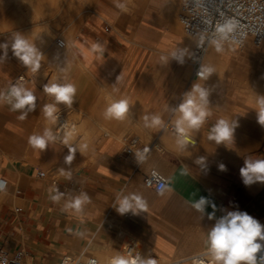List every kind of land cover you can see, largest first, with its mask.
Here are the masks:
<instances>
[{
	"label": "crops",
	"instance_id": "1",
	"mask_svg": "<svg viewBox=\"0 0 264 264\" xmlns=\"http://www.w3.org/2000/svg\"><path fill=\"white\" fill-rule=\"evenodd\" d=\"M25 1L27 3L24 5L21 0H0V26L7 27L0 31V43L6 41L13 32H22L36 44L44 58L49 56L51 45H42L50 37L49 30L53 32L54 24H59L65 17L66 2L50 16L60 0H42V7H38L40 0ZM106 1L94 0L91 11L63 21L62 32L71 34L65 60L68 65L64 72L57 74L56 80L59 84L71 82L77 89L72 107H64L69 112H77L95 122L97 127L105 120V109L111 102L127 99L128 113L133 120L145 124L144 116L159 115L170 121L174 115L172 109L178 104L166 110L168 87L179 67L177 60L166 53L173 43L172 29L167 25L169 37L166 38L162 34L166 27H162L160 20L157 23L140 20L131 32L127 30L128 20L118 16ZM155 1L141 3L142 0H137L134 8H141L138 9L139 14L143 11H158L163 18L161 13L166 0H160V5ZM36 7L45 12V16L26 21L23 15L28 18L33 16ZM139 18L140 15L135 20ZM105 23L109 26L106 27ZM112 23L126 31L129 37L114 29ZM93 44L103 47L102 55L93 52L90 57H86L84 52L91 51ZM223 55L226 60L230 58L227 53ZM26 70L9 49L7 60L0 64V89L20 82L33 89L37 95L35 111L30 112L24 120L17 119L20 111L12 112L9 105H0V179L7 181L5 192L8 193L0 204V231L4 234L6 246L23 252V263L27 258L45 259L51 248L67 245L68 239L86 236L84 229L79 230L78 220L110 210H115L120 216V226L148 245L153 254L168 261H180V264H191V258L206 252L207 233L216 219L226 214V211H245L264 225V184L255 193H250L239 172L244 159H264V142L256 149L242 152L234 168L226 164L227 170L220 171L218 165H225L216 159L222 152L221 144L217 145L208 139L215 121L205 130L207 134L202 147L193 157L184 158L174 149L156 144L155 141L163 132L161 129L155 131V138L143 154L144 158L135 164L120 156L123 137L134 133L123 132L122 139L103 133L94 139L93 144L92 141L84 142L81 135L76 134V142L80 147L69 144L76 149V153L71 164H67L65 157L69 145L55 140L44 151H39L28 143L31 135L43 133L45 125L42 110L45 104L53 103V100L43 92L49 76L38 84L32 76L25 74ZM226 79L220 81L218 92L227 87ZM234 79L237 81L238 78ZM121 123L116 120L112 124L113 130L125 129L127 124ZM8 156L16 160L13 162ZM198 157H206V160L196 163ZM57 166H61L64 171L73 170L74 174L50 179L51 173L58 171ZM44 168L47 169L48 177H37L36 170ZM150 168L157 169L166 179L163 189L157 191L144 184V175ZM204 180L223 186L226 189L223 196L216 195L206 187ZM58 194L59 199L53 200ZM83 194L88 196V202L82 204L79 210L69 207L73 200ZM201 196L216 205L212 219L209 218L213 211L211 204L204 206V212L193 207V203ZM137 197L146 204V211L118 213L120 200L129 198L135 203ZM16 202L21 205H16ZM107 236L100 240L107 242ZM112 239L113 235L108 239V245L98 250L111 248ZM41 246L49 248L42 249Z\"/></svg>",
	"mask_w": 264,
	"mask_h": 264
},
{
	"label": "clouds",
	"instance_id": "2",
	"mask_svg": "<svg viewBox=\"0 0 264 264\" xmlns=\"http://www.w3.org/2000/svg\"><path fill=\"white\" fill-rule=\"evenodd\" d=\"M116 7L122 11L127 10L123 3L117 2ZM234 27L231 22H225L218 27L219 39L213 41L217 51H222V41L228 38ZM9 49H11L13 57L27 70H30L33 74L38 72L41 67L43 53L26 35L15 31L6 41L0 43V50H2L0 64L7 60ZM103 51L102 46L93 44L91 51H85L84 55L90 57L93 52H99L102 55ZM214 71V68L204 66L197 75L202 79H206ZM76 90V86L71 82L59 84L50 81L43 86V92L54 98V102L45 104L42 110L49 125L54 126L57 124L58 104L72 107ZM208 96L207 89L200 84H194L191 91L184 94L183 101L172 109L176 114L173 124L177 135L176 144L180 150L185 149L190 143L194 144V141L190 139V132L193 130L198 131L211 115L207 108ZM256 103L257 122L264 126V96H261ZM4 104L9 105L12 112L20 111L21 114L17 119L24 120L30 112L35 111L37 95L33 89L26 87L23 83L9 84L8 87L0 89V105ZM128 110L129 101L121 99L111 102L105 109L104 116L105 119L123 120ZM143 119L146 127L160 128L163 126V121L159 115H152L151 117L146 115ZM236 127H238L237 121L219 118L211 127L208 139L214 141L217 145L231 142ZM71 139L72 132L68 131L65 133L63 143L69 145ZM55 140L56 135H54L52 127H45L42 134L31 135L28 143L33 149L44 151ZM83 147L87 146L84 145ZM144 151L147 152L148 149ZM75 153L76 149L69 145L68 155L65 157L67 164H71ZM137 156L141 160L144 158L140 153H137ZM205 160L206 157H198L196 163H202ZM205 167L207 166L205 165ZM218 169L220 171L227 170L223 163L218 165ZM239 172L245 186L255 183L264 184V159H244ZM61 174H64L63 170H61ZM6 187L7 181L0 179V192L5 191ZM59 197L60 194L54 196L53 200H58ZM88 200V196L83 194L82 197L73 200L69 207L79 210L82 204L88 202ZM206 204H211L213 211L209 214V218L212 219L215 216L216 205L207 197L201 196L198 201L193 203V207L199 212H204ZM138 210H147L146 204L138 197L135 199V203H132L129 198L120 200L117 208L120 214L129 211L135 214ZM204 255L210 259V264H264V225L245 211H226V214L216 219L214 225L208 231ZM110 264H157V261L155 259H142L139 255L125 256L118 254L111 258ZM196 264H204V262L198 260Z\"/></svg>",
	"mask_w": 264,
	"mask_h": 264
},
{
	"label": "rangeland",
	"instance_id": "3",
	"mask_svg": "<svg viewBox=\"0 0 264 264\" xmlns=\"http://www.w3.org/2000/svg\"><path fill=\"white\" fill-rule=\"evenodd\" d=\"M136 1L137 0H134L132 2V4H131L132 10H128L127 9L126 12H122L121 9L116 7V3L117 2L123 3L125 5V0H108V1H106V3H110V5L114 8V10H115V12L117 13L118 16L124 17V18H126V20H128V29L127 30L133 32L136 29V27L139 25L140 20H151V22H154V23H157V21L160 20L162 22V27H166L165 30H162L163 36L166 37V38L169 37V32H168V26H169L172 29L173 37H174L175 29L172 27L170 22H168L167 24L164 23L163 18L161 17V15L159 14L158 11H156V12L143 11L141 14H138V15H140L139 20H135V17L137 16L136 13L139 12L137 9L134 8V5H135ZM12 2H14L16 4L15 1H12ZM21 2H23L22 4H24V5L27 3L25 0H21ZM64 2H66V10L64 12V16L65 17L63 19H61L59 24L58 23L54 24V27H53L54 31L53 32H52V30L51 31L49 30V35L48 36H50V39L48 41V44L51 43L54 46H56V44H54L53 40L56 37L63 38V36L67 35V34L69 35L68 36L69 38L71 37V34L68 31L62 32V26H63L62 24H64L63 21L67 22L69 20L74 19L75 17H77L79 14H81L83 12H89V11L92 10V8L94 6V4L93 5L87 4L84 0H79V1L75 0L76 6H70L71 4L69 5V3H71V0H60L59 4H58V7L55 9L53 14H51L50 16H52L56 12H58V10L60 9V7H62V4ZM155 3H158L159 5L161 4L160 0H156ZM177 3H178V8H176V11L174 12L176 18H178V13L180 11V5L179 4L181 3V0L177 1ZM23 16H24L26 21H29L27 16H25V15H23ZM40 18H43V17H38V18H35V19H40ZM30 20H33V19H30ZM177 20H179V18ZM111 25H112V27L114 29H116L117 31H119V32H121L123 34H126V36L129 37V35H127L126 31H124L122 29H119L116 24L112 23ZM175 32L179 33V34H183L184 36L186 35L184 33L183 29H182L180 21H179V29L176 30ZM186 37H188V36L186 35ZM172 41L174 42V38H173ZM210 45L215 46V44H210ZM191 46H193V42H192ZM190 48L192 49V47H189L186 50L187 53H185V54L188 55V56H187V59L185 57V60H184V56L182 57V56H175V55L170 54L172 57H174L177 60V63L179 65V67L177 69V73L172 78L173 81L171 80L172 84L170 85V87H168L169 88V96H168V102H167V105H166V110H169L170 108H173L175 104L179 105L183 101L184 93L187 90L190 81L193 78H196V77L192 76L191 71H190L189 74H188V78L186 80H184V81H180L176 85V81L179 80L182 72L184 71L185 67L187 66L186 61L188 60L190 52H191ZM58 50L60 52H62L61 58L63 60L59 65L58 64L57 65H52L50 63H46L45 64L46 65L45 66L46 70L42 71V74L41 73L40 74L39 73H35L37 75L36 76L35 74L31 73L30 70H26L25 74L29 75V76H32L34 81L36 83H38V84L41 83V81H43L45 79V77H47V75L49 76V79H48L47 83H49L50 81L57 83V80H56L57 79V77H56L57 74L64 72L65 71L64 69L68 65L66 63V61H65L66 60V56H67V53H66L67 46H65V47L63 46L61 48L58 47ZM224 50L230 56V58L228 60H226L227 61L226 71H225L224 76H223V77L227 78L226 80L228 81V85H227V87L225 89L222 90V92H218V90H216V93H217L218 96H213L212 95L210 97V104H211V107L213 106V108H211V110H210L211 115L207 118L205 124L203 125V130H206L207 127H209V125L212 124V122H214V121L216 122L219 118H224V116L221 115V112H223L226 109H229V110H232V111H237V109H240V110H242V113L244 115L246 114V112H251L252 111L251 108H250L249 101L246 100L245 98H243L245 96L244 93L246 92L245 88H244L245 83H246V79H247V76H249V74H250V73H248L247 70H244V67H245V63H246V59H247L248 55L253 53V51L256 52L257 55H260L261 53H264V44L254 45L252 43H248V44H245L244 46H242L240 48H237V47L233 46L232 44L226 42V43H222V51H224ZM257 68H260L259 64H257ZM231 69H233V75L232 76H234V78H238L237 81L235 79H232V77H230L227 74V71H229ZM225 78H223V79L225 80ZM240 90H242V92ZM51 98H52V100L54 102V98L53 97H51ZM217 101L220 102V109L219 110L216 107V106H219L216 103ZM241 101H242V103H241ZM64 106H65L64 104H58L57 105V107L59 109V112H64V114H65L64 115V118H65L64 120L69 124L68 128H66V129L67 130H69V129L75 130L76 129L75 127H77L79 125L78 127L81 128V129L78 130L77 131L78 133L76 132V134H80L81 135L80 137H82L84 135L83 132L85 130L82 129V127H84V125L81 127L82 124H80L82 122V120L80 118L81 115L78 114V113H75V112L67 111ZM125 117L127 118V122H124L125 124H127L125 129H121L120 128L118 130H115V131L113 130L112 131V130H110V128L105 127V126H103L101 124H98L97 127L95 126V132L92 133L93 135L90 137V142L92 141V144H93L94 139H97L98 135H102L103 133L114 134L118 138L122 139L121 138L122 133L123 132H128V133H134V134L138 135V137L140 139V143L147 146L149 143L152 142V140H154L155 131L156 130L163 129V131H165V129H166V131H167V129H168V131L170 133L172 132L174 134V131L169 129L170 127H174V124H173L174 115H172V117H170V121H166L165 117L161 116L160 118L163 121V126L160 127V128H150V127H148L149 130L145 126L144 122L139 121L140 123L138 124V127H137V125L135 127V125L133 124L134 120L132 118H129V120H128V117L127 116H125ZM48 125L49 124H47V127H48ZM70 126H72V127L70 128ZM49 127H51V125H49ZM137 129H139V130H137ZM52 130H53V132L55 131L54 130V126H52ZM82 130H83V132H82ZM141 131H143V132H141ZM203 132H204L203 136H205L207 134V132L206 131H203ZM147 133H148V135H147ZM141 138H143L144 140L141 139ZM74 139H75V137H74ZM56 141L63 143V140H61V139L58 140L57 137H56ZM70 141L73 142V140H70ZM70 141H69V144L71 143ZM155 143L156 144L159 143V139H157V141H155ZM225 144H227V145L231 144L229 146H233L234 145V140H232L231 142H226ZM71 145L75 146V147H80L76 141L73 142ZM163 146H165V145H163ZM166 148L172 149L170 146H167V145H166ZM262 156H264V149H262ZM8 157L13 162L16 160L12 156H8ZM262 158H264V157H262ZM134 161L135 160H131L130 163H132ZM57 168H58V171H53L51 173V176H53V177L60 176V177L64 178L68 174H71V175L74 174L73 170L64 171V169L61 166H57ZM44 170H47V169L44 168ZM61 170H63V172H64L63 175L61 174ZM7 196H8L7 192H5V191L4 192H0V204L6 199ZM15 204L16 205H21L20 202H16ZM112 214L114 216H116L118 218V221H119L120 216L117 215L115 210H110V211H108L106 213H100L97 216L96 215H91L90 217H86V218H82L81 220H78L79 230L84 229L85 232H87V234L85 233L86 236L80 235V236H77V238L68 239V241H67L68 244L67 245H64L62 247H58L57 246L58 248H51L50 250H48V256L44 257L45 259H42V257L39 258V259L38 258L37 259L27 258L23 264H25L27 261L29 262L27 264H51L55 259L60 258L63 253H65V252L73 253L71 251V249H72L71 246L77 247L76 251H74V253L77 252L80 248H84V250L89 252L90 249H94V248L95 249H101L103 247H106L108 245V239L110 240V237L113 235V233L115 231L112 229L110 224H107V221H104L103 219L105 217H108L109 215L113 216ZM102 217H103V219H102ZM95 226H96V229L93 230L95 228ZM119 234H121L120 235L121 237H119V235H118L119 243H118L117 247H119V249L118 248H117V250L113 249L110 252L107 251V252H105V254L106 253L108 254V252H109V254H111V252H113V253L114 252H119L120 253L122 251V245H123L124 240H126L127 238H130V236H132L131 234H129L125 230L119 232ZM105 235H108L107 236L108 237L107 238V242L106 241L102 242L100 240V237L105 236ZM139 241L137 243L140 246V248H144L143 247L144 246L143 242L141 240H139ZM119 244H121V245H119ZM41 248L42 249H48L49 247L41 246ZM148 249H149V251H151L150 248H148ZM55 252H58L60 254V255H56V256H58L57 258L55 256ZM157 256H159V255H157ZM157 256L155 257L156 259H157ZM52 257H53V259H52ZM49 260H50V262H49ZM165 261H168V260L165 259Z\"/></svg>",
	"mask_w": 264,
	"mask_h": 264
},
{
	"label": "bare ground",
	"instance_id": "4",
	"mask_svg": "<svg viewBox=\"0 0 264 264\" xmlns=\"http://www.w3.org/2000/svg\"><path fill=\"white\" fill-rule=\"evenodd\" d=\"M76 1H79V0H76ZM93 1L94 0H87L86 3L89 4V5H92ZM133 1L134 0H125L126 9L132 10L131 4H132ZM144 1H147V0H144ZM144 1L142 0L141 3H143ZM177 1H180V0H166V4L164 6V11L161 13L163 18H164V22L165 23L170 22L172 27L175 29V31L179 29V20H177L178 18H176L175 14H174V12L176 11V8H178V3L179 2L177 3ZM42 5H43V1L40 0V2L38 4V7H42ZM142 5H144V4H142ZM71 6H76L75 0L71 1ZM139 10H141V8ZM139 13L140 12L136 13L137 16H139L138 15ZM44 16H45V12L40 11L36 7L34 9L33 16L29 17L28 20H30V19L34 20L35 18L44 17ZM6 28L7 27L5 25L0 26V31L1 30L4 31ZM175 31H174V37H173L174 38V42L170 45V48L168 50H166V53L172 54V55H175V56H182V57L184 56V60H185V57L187 59V56H188V55L185 54V53H187L186 50L189 47H192L191 44H192L193 40L191 39V37L187 33H185L184 30H183L184 33L188 37H186V35L184 36L183 34L176 33ZM68 36L69 35L67 34V35H64L63 38L60 37L64 41V44H65L64 47L67 46V48H68V44H69V41H70V38ZM49 39H50V37H49ZM49 39L45 40L44 44L42 45V47H48V46H44L46 44L47 45H51V46H50V50L48 52L49 56H45L41 60L42 61L41 62V67H40V69L37 72L39 74L40 73L42 74V71L46 70L45 69V66H46L45 64L46 63H50L52 65H57V64L59 65L62 62V58H61L62 52H60L58 50L59 46L58 47H57V45L54 46L51 43L48 44ZM53 42H54V40H53ZM248 43H250V42H246L245 44H248ZM54 44H56V43L54 42ZM59 48H61V47H59ZM46 51H48L47 48H46ZM162 52H163V50H162ZM66 53H67V51H66ZM222 53H226V51L225 50L224 51H217V48L215 46L208 45V47L206 48L205 53L203 55V58H202V66L203 67L204 66L212 67V68L215 69V71L211 75H209L206 79L193 78L190 81L187 90L185 91V93L191 91L192 86L194 84H200L203 88L207 89L208 92H209L208 105H207V108H208L209 111L211 110V108H213V106L211 107V104H210V97L212 95L213 96H218L217 93H216V90H217L218 86L221 84L220 81L221 80L224 81L223 78H225L223 76H224V73L226 71L227 61H226L224 55L222 56ZM186 63H187V61H186ZM257 64L260 65V68H257ZM190 68H191L190 65L187 63V66L185 67L184 71L182 72L179 80L176 81V85L180 81H184V80H186L188 78V74L191 71ZM244 70H247L248 73H250V74H249V76H247V79H246V83H245V86H244L246 94L244 93L245 96L243 98H245L246 100L249 101L250 108H251L252 111L251 112H246L245 115L242 113V110H240V109H237V111H232V110L226 109L223 112H221V115L224 116L225 119H228L230 121H237L238 122V127H236V129L234 131V138H233L234 145L233 146H229L231 144H229V145H227L225 143L221 144L220 147L222 148V152H220V154H218L217 156L215 155L216 159H218V160H220V161L225 163V166L229 165V166H233V168H234V165L237 163L238 157L242 154V152L247 151V150L256 149V148H258L260 146L261 142H264V141H262V140H264V126H261L257 122V114H256V107H257V103L256 102L261 96H264V53H261L260 55H257L256 52L253 51V53L249 54L247 59H246ZM227 74L230 77H232V79H234V76H232L233 75V69L227 71ZM218 82H220V83H218ZM171 84H172V82L170 83V85ZM240 91L242 92V90H240ZM104 93H105V91H104ZM107 93H106V95H107ZM110 97L111 96H109V98ZM183 98H184V96H183ZM216 103H217V105H219V106H216L217 109L219 110L220 109V102L217 101ZM241 103H242V101H241ZM125 116L128 117V120H129V118H132L128 112L126 113ZM80 118L82 120V122L80 123V124H82L81 127L84 125V127H82V129L85 130L84 132L82 130V132L84 133V135L82 136V140L84 142H86V143H90V137L93 135L92 133L95 132V122H93V121H91V120H89V119H87L86 117H83V116H80ZM175 119H176V114H174V120ZM43 120H44L43 121L44 125H46L45 127H47L48 122H47L46 118L44 117ZM116 120L117 119H114V118L113 119H105L100 124L105 126V127L110 128V130L113 131L112 124H114L116 122ZM119 121L122 122V123L127 122V118L125 117L123 120H119ZM139 123H140L139 121H136V120L133 121V124L135 125V127H136V125L138 127ZM65 125H67V127H65ZM68 125L69 124L65 120H63L61 122V124H59L58 121H57V124L54 125V130L55 131L53 133H54V135H56L58 140H60V139L63 140V138L65 136V133L68 132V131H71L72 132V139L71 140H73V142H75L76 139H77L76 138V132L78 130H80L81 128H79L78 127L79 125H78L77 127L79 129L74 126L76 129L74 127L73 128L75 130H73V129L67 130L66 128H68ZM48 127H49V125H48ZM71 127L72 126H70V128ZM147 129H148V127H147ZM137 130H139V129H137ZM203 131H205V130H203V126H202L198 131L193 130L192 132H190V134H189L190 135V139L192 141H194V144L190 143L183 150H180L178 148L177 144H176L177 135H176L175 131H174V134H173L172 132L170 133L168 131V129H167V131L165 129V131L162 132V134H161V136L159 138V143L165 145V147H166V145L170 146L172 149H174L175 151L180 153V155H182L184 158L185 157L186 158H190V157H193V155L196 152H198L200 150V148L202 147V141H203V138H204V136H203L204 132ZM141 132H143V131H141ZM112 135H114V134H112ZM147 135H148V133H147ZM74 137H75V139H74ZM141 139H143V138H141ZM73 142H71L70 144H72ZM217 153H219V152H217ZM75 167H77V166L75 165ZM213 167H215V166H213ZM231 168L232 167H230V169ZM204 183L206 184V187H208L212 192L216 193V195L217 194H221L222 195L224 190L226 191V189L223 186L213 184V183H211V181L209 182V181L204 180ZM260 186H261V183H255L253 185L245 186V187L250 193H255ZM102 219H103V217H102ZM103 220L107 221V224H110L112 229L115 231L113 233L112 246H111V248L105 249V250H98V249H95V248L94 249H90L89 253H91V254L93 253L92 255L95 256L98 260H100L103 263H106V262H109L112 257H114V256H116L118 254L119 255H123L122 251L120 252L121 254L119 252H114V253L111 252V254H109V252L111 250H113V249L114 250H117V248L119 249V247H117V246H118V243H119V237H121L120 235L122 234V233L119 234V232L124 231V229L120 226L118 218L116 216H114V215L113 216L109 215L108 217H105ZM118 235H119V237H118ZM105 238H106V235L100 237V239H105ZM130 238H132L135 242L139 241L134 236H130ZM119 245H121V244H119ZM143 245H144L143 246L144 248H141V252H142V254L144 256H146L149 253V249H148L149 247L145 243H143ZM62 246L63 245H58V247H62ZM71 248H72L71 251L74 253V251H76V248H74L73 246ZM107 251H109L108 254L107 253L105 254V252H107ZM56 255H60V254L58 252H55V256ZM57 257L58 256H56V258ZM52 259H53V257H52ZM155 260L157 261V264H167L168 263V261H165V258H163L162 256H160V257L157 256V259L155 258ZM196 261L197 260L191 258V264H196ZM49 262H50V260H49ZM25 264H27V263H25ZM51 264H61V257L55 259Z\"/></svg>",
	"mask_w": 264,
	"mask_h": 264
},
{
	"label": "built area",
	"instance_id": "5",
	"mask_svg": "<svg viewBox=\"0 0 264 264\" xmlns=\"http://www.w3.org/2000/svg\"><path fill=\"white\" fill-rule=\"evenodd\" d=\"M178 18L182 29L193 40V46L187 60L191 67V74L200 78L197 73L201 70L202 58L206 48L213 41L219 39L218 27L225 22H231L235 27L229 33L228 38L222 43H230L240 48L246 42L254 45L264 44V0H181ZM105 26L109 25L105 23ZM57 46H64V41L56 37ZM62 112H58V123L64 120ZM172 130L174 131L173 127ZM150 144V143H149ZM148 144V145H149ZM148 145L140 143L138 135L132 134L123 137L120 156L125 160L137 163L140 158L137 153L143 155ZM37 177H48L45 170L37 169ZM53 179V176H49ZM144 184L154 190H161L166 185V179L155 168H150L144 175ZM122 254L127 256L139 255L142 259H155L152 251L144 256L137 242L132 238L124 240ZM205 252L193 257L195 260H203L204 264H210V259ZM24 254L21 250L13 249L5 245V237L0 231V264H23ZM61 264H110L103 263L91 253L80 248L75 253L65 252L61 256ZM167 264H180V261H169Z\"/></svg>",
	"mask_w": 264,
	"mask_h": 264
}]
</instances>
